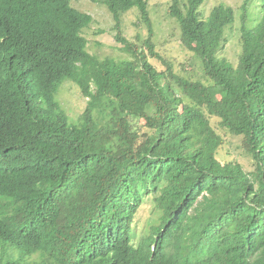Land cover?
Segmentation results:
<instances>
[{
	"label": "trees",
	"instance_id": "obj_1",
	"mask_svg": "<svg viewBox=\"0 0 264 264\" xmlns=\"http://www.w3.org/2000/svg\"><path fill=\"white\" fill-rule=\"evenodd\" d=\"M236 65L219 57L234 10L168 12L203 77L155 50L147 0H103L128 57L89 53L92 16L70 0H0V264H264V0ZM137 7L147 36L120 34ZM163 65L159 69L154 60ZM87 98L72 121L55 97ZM241 136L247 172L222 161L210 118ZM147 199L149 217H136Z\"/></svg>",
	"mask_w": 264,
	"mask_h": 264
},
{
	"label": "rangeland",
	"instance_id": "obj_2",
	"mask_svg": "<svg viewBox=\"0 0 264 264\" xmlns=\"http://www.w3.org/2000/svg\"><path fill=\"white\" fill-rule=\"evenodd\" d=\"M178 1L182 7L186 5L188 0ZM171 2L172 0H147L155 50L168 62H171L176 73L191 80H200L206 83L200 58L194 52L186 49L180 42L179 24L168 12ZM70 3L77 10L87 12L92 16L91 23L82 30L86 39L85 48L89 53L99 58L108 57L114 60H123L128 57L126 51L122 49V44L116 41V31L113 28L114 21L103 0H70ZM259 3V0H250L245 6L248 25H254V22L258 20ZM217 4L231 6L235 16L234 22L226 29V43L217 55L225 58L231 65H236L237 56L240 53L239 36L244 0H203L200 5L203 15H208L210 8ZM120 29V34L128 40H137L138 35L141 38L147 36V27L140 20L137 7H132L121 14ZM154 62L159 69L163 68L160 61L154 60ZM55 97L68 117L76 122L87 102V98L81 94L77 85L71 80H65L58 88ZM210 120L224 138L219 150L220 159L223 162L235 160L242 165L245 171H252V160L244 152L241 136L229 135L216 124V118L211 117ZM150 210V204L145 199L136 217L137 231L142 230V224L149 217Z\"/></svg>",
	"mask_w": 264,
	"mask_h": 264
}]
</instances>
